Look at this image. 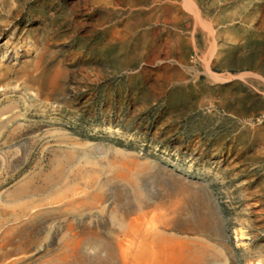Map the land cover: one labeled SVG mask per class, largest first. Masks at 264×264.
I'll return each instance as SVG.
<instances>
[{
	"label": "rangeland",
	"instance_id": "rangeland-1",
	"mask_svg": "<svg viewBox=\"0 0 264 264\" xmlns=\"http://www.w3.org/2000/svg\"><path fill=\"white\" fill-rule=\"evenodd\" d=\"M193 2L0 0V264H122L193 207L264 264V0Z\"/></svg>",
	"mask_w": 264,
	"mask_h": 264
},
{
	"label": "crops",
	"instance_id": "crops-1",
	"mask_svg": "<svg viewBox=\"0 0 264 264\" xmlns=\"http://www.w3.org/2000/svg\"><path fill=\"white\" fill-rule=\"evenodd\" d=\"M194 200V199H192ZM196 207L192 208L191 216L195 222L205 224L208 218L211 232L208 235L172 232L171 235L159 237L146 235H127L122 238V264H233L229 238L224 236L219 227L217 216L209 212L210 217ZM205 222V223H204ZM213 225L217 228L214 234ZM130 245V246H127ZM215 245V253L208 259V248ZM210 260V261H209Z\"/></svg>",
	"mask_w": 264,
	"mask_h": 264
},
{
	"label": "bare ground",
	"instance_id": "bare-ground-1",
	"mask_svg": "<svg viewBox=\"0 0 264 264\" xmlns=\"http://www.w3.org/2000/svg\"><path fill=\"white\" fill-rule=\"evenodd\" d=\"M184 6L190 11L192 12V14H194L196 17H198V10L193 2V0H184ZM208 75L209 77L214 80V81H223L224 77L222 75H219L218 73H215L211 70H208ZM245 75V74H244ZM242 75V76H244ZM198 214L200 213V210L197 209ZM207 222V221H206ZM205 223V222H204ZM217 227V226H216ZM215 227V225H213V230L217 233V228Z\"/></svg>",
	"mask_w": 264,
	"mask_h": 264
}]
</instances>
